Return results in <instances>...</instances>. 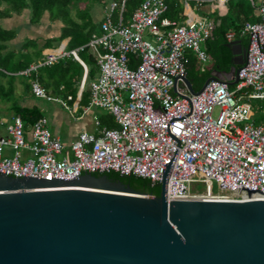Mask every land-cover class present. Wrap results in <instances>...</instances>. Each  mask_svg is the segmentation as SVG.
<instances>
[{
    "label": "built area",
    "instance_id": "2783aa9c",
    "mask_svg": "<svg viewBox=\"0 0 264 264\" xmlns=\"http://www.w3.org/2000/svg\"><path fill=\"white\" fill-rule=\"evenodd\" d=\"M124 2L107 0L101 33L92 35L86 45L68 50L61 44L15 74L30 80L33 97L57 103L74 116L66 103H79L87 68L78 53L90 49L99 74L90 83V100L83 113L91 108L108 112L117 128L100 129L94 115L96 133H80L63 144L44 118L35 121L26 136L21 118L14 116L3 127L5 137L0 136V175L72 181L82 171L120 169L161 183L168 172L167 201L215 197L177 194L192 182L195 170L215 183L264 194V123L254 124L250 106L251 100L264 99V1L258 7L259 21L246 23L240 32L248 43L237 83L229 86L211 80L198 95L189 94L183 81L186 54L201 66L209 62L200 45L211 37L213 22L173 21L163 17L167 9L163 0H144L123 24ZM233 39V33L226 34L227 42ZM130 56L138 62L134 68ZM64 59L77 62L83 70L75 99L50 96L36 77L30 78L38 69ZM6 147L12 150L11 157L3 156ZM22 152L29 156L22 158Z\"/></svg>",
    "mask_w": 264,
    "mask_h": 264
},
{
    "label": "water",
    "instance_id": "95a60500",
    "mask_svg": "<svg viewBox=\"0 0 264 264\" xmlns=\"http://www.w3.org/2000/svg\"><path fill=\"white\" fill-rule=\"evenodd\" d=\"M241 65L246 49L233 51ZM237 61V60H236ZM238 68L208 78L237 83ZM193 180L166 200L162 182L118 169L72 181L0 175V264H264V194Z\"/></svg>",
    "mask_w": 264,
    "mask_h": 264
},
{
    "label": "trees",
    "instance_id": "16d2710c",
    "mask_svg": "<svg viewBox=\"0 0 264 264\" xmlns=\"http://www.w3.org/2000/svg\"><path fill=\"white\" fill-rule=\"evenodd\" d=\"M118 3L120 0H116ZM144 0H125L122 19L123 24H128L132 13ZM167 9L163 17L180 22L182 17L181 0H163ZM106 4L107 0H0V20L9 19L12 15H19L24 10L29 12L30 24H38L44 14L48 15L49 21H57L61 24L59 35L45 40L42 45L37 41L25 40L19 51L9 50L8 43L15 38V32L6 30L0 25V100H11L12 81L15 74L28 68L36 60L42 58V52L62 41L67 40L68 50L76 49L86 45L92 35H100V22H94L92 7L95 4ZM228 13L224 17L213 19V30L211 37L202 42V50L211 59V68L203 69L197 67L194 57L187 53L186 78L192 89L196 92L201 89L204 82L210 78L213 70L228 73L232 67L238 68L234 62L229 43L226 40L227 33H233V38H241L247 47L248 39L240 36L242 27L246 23H256L259 16L255 14V0H227ZM118 10L115 12V21ZM247 39V40H246ZM81 60L87 67V75L78 105L85 107L90 100V83L99 74L95 56L90 49L84 48L78 53ZM136 58L130 56V67L137 64ZM82 67L71 59H64L50 67L38 69L32 73L30 78H37L40 85L49 95L71 97L75 99L78 86L82 80ZM6 81L7 85L2 84ZM25 90L30 92V80L24 83ZM250 105L253 111L252 120L254 124L264 123V99L251 100ZM10 112L19 116L23 122L24 134L30 126L42 118L36 108H22L12 104ZM99 128H117L112 115L105 111L97 114ZM116 174V173H113Z\"/></svg>",
    "mask_w": 264,
    "mask_h": 264
},
{
    "label": "crops",
    "instance_id": "0c3cea01",
    "mask_svg": "<svg viewBox=\"0 0 264 264\" xmlns=\"http://www.w3.org/2000/svg\"><path fill=\"white\" fill-rule=\"evenodd\" d=\"M263 1L264 0H255L254 4L257 7L255 9L256 10L255 14L257 16H259L258 7ZM181 4L183 8L182 11L183 19L180 22H184L187 18H191V19L204 18V19H209L213 22V19L215 17L218 18L224 17L228 13L227 0L224 3H220L217 0H191L187 2L181 0ZM104 10H105V4L103 5V3L95 4L92 7L91 14L94 22H101L104 14ZM0 25L2 26V28L6 30H12L15 32L16 35L15 38L11 40L7 45L9 50H15V51H19L24 41L27 39L37 41L39 45H42V43L45 40L53 37H57L59 35V31L61 27V24L59 22L49 21L47 14H44V16L41 18L38 24L35 25L30 24L29 14L26 10H24L19 15H12V17L9 19L0 20ZM228 43L231 48L232 55H233V51L241 52L242 50L246 49V46L244 42L241 41V38L240 39L234 38L231 42ZM61 44H64L66 46L67 40L62 41L58 45H55L49 49H45L42 52V57L45 54V52L52 50ZM233 58L235 63L236 62L239 63L238 56L233 55ZM196 65L201 71L203 69H210L212 66L211 59L209 57V62L206 63L204 66H201L200 64H198V62H196ZM186 71H187V67H186ZM219 73L221 75L223 74V72L221 71L213 70L210 77H215ZM17 78L20 77L16 76L12 81L11 100H7V101L0 100V123H1L0 136L5 137V131L3 127L5 124L10 123L12 117H14V115L10 112L13 103L22 108H28V109L36 108L42 115V118H44L47 121V126L51 134L54 137L58 138V140L63 144H68L74 141L80 133L97 132L93 124V116L94 115L97 116L99 110L91 108L86 113H83V109H82L83 107L76 105L74 102H67L66 104L74 110V116H71L69 111L65 110L59 104L54 102H46L42 99H37L33 97L32 94L26 91L24 87V83L28 82L29 79L23 77L24 78L23 80L17 81L16 80ZM82 78H83V74H82ZM2 84L7 85V82L2 81ZM18 85L19 88L21 86L22 89L21 92L18 91ZM78 89H77V93H78ZM53 97H59L65 100V98L61 96H53ZM89 114L91 115L89 116ZM28 132L26 133L27 134L26 136H28ZM12 154L13 152L9 147L4 148L3 156L11 157ZM28 156H29L28 153L22 152V158L25 159Z\"/></svg>",
    "mask_w": 264,
    "mask_h": 264
},
{
    "label": "rangeland",
    "instance_id": "374dc122",
    "mask_svg": "<svg viewBox=\"0 0 264 264\" xmlns=\"http://www.w3.org/2000/svg\"><path fill=\"white\" fill-rule=\"evenodd\" d=\"M27 11V10H26ZM28 12V11H27ZM28 14H29V12H28ZM28 38V37H27ZM18 77H20V78H17L16 80L17 81H21V80H23L24 78L23 77H21V76H18ZM234 88H231V90H233ZM18 91H22V89H21V86H20V88H19V85H18ZM16 97V96H15ZM216 113H217V111H215L214 112V116H216ZM91 114H89V116H90Z\"/></svg>",
    "mask_w": 264,
    "mask_h": 264
}]
</instances>
